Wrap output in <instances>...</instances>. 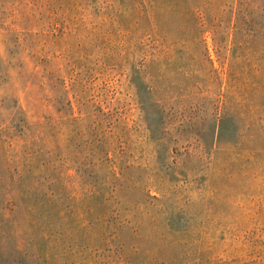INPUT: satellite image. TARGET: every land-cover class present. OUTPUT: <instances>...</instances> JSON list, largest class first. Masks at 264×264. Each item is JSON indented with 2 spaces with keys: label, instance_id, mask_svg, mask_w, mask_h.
Returning <instances> with one entry per match:
<instances>
[{
  "label": "rangeland",
  "instance_id": "1",
  "mask_svg": "<svg viewBox=\"0 0 264 264\" xmlns=\"http://www.w3.org/2000/svg\"><path fill=\"white\" fill-rule=\"evenodd\" d=\"M170 1L0 0V264H264V0Z\"/></svg>",
  "mask_w": 264,
  "mask_h": 264
},
{
  "label": "trees",
  "instance_id": "2",
  "mask_svg": "<svg viewBox=\"0 0 264 264\" xmlns=\"http://www.w3.org/2000/svg\"><path fill=\"white\" fill-rule=\"evenodd\" d=\"M125 1H135L136 2V1H145V0H125ZM151 1H153V0H150V3H151ZM156 1L159 2V3H166L167 2L166 0H156ZM183 1L184 2H186V1L188 2L189 0H183ZM167 3L171 4V3H173V1L169 0V2H167ZM193 7H194L193 9H189V12L192 14V16H197V18H202V17H200L201 5L194 4ZM189 12L187 13V15L191 16V14ZM123 23H125V22H123Z\"/></svg>",
  "mask_w": 264,
  "mask_h": 264
}]
</instances>
